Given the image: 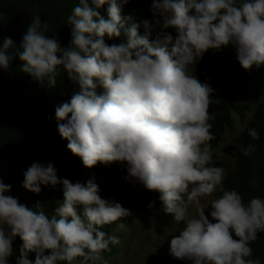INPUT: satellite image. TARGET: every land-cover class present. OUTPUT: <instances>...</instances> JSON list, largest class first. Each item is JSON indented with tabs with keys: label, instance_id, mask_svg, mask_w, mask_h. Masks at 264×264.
<instances>
[{
	"label": "clouds",
	"instance_id": "obj_1",
	"mask_svg": "<svg viewBox=\"0 0 264 264\" xmlns=\"http://www.w3.org/2000/svg\"><path fill=\"white\" fill-rule=\"evenodd\" d=\"M129 0H79L67 24L71 41L62 47L46 33L50 25L33 16L17 47L11 37L0 46V68L18 56L21 71L52 88L61 67L79 85L70 102L55 109L60 136L67 148L91 168L98 162L126 166L125 179L159 193L163 211L185 227L170 241V255L193 264H260L248 259L258 233H264V199L247 204L240 193L225 190V169L209 166L215 114L209 113L214 89L195 75L203 55L231 45L245 70L264 65V0H152L153 16L176 37L158 33L150 41L153 22L122 15ZM105 4L107 19L98 11ZM159 24V20L156 21ZM123 34L126 42L106 43ZM169 45L171 48L169 49ZM97 89H103L98 93ZM248 135L259 139L256 129ZM245 156L255 150L241 146ZM22 186L35 194L41 186L63 185V201L49 219L5 195L10 185L0 180V264H9L17 237L22 241L16 264H100L103 252L120 239L105 225L132 215L116 201L102 199L98 186L59 179L53 163H32ZM217 191L208 219L203 208L188 218L189 209ZM150 202L148 207H154ZM82 208V213L78 212ZM125 228L117 225V231ZM235 237V238H234ZM106 264V262H105Z\"/></svg>",
	"mask_w": 264,
	"mask_h": 264
},
{
	"label": "trees",
	"instance_id": "obj_2",
	"mask_svg": "<svg viewBox=\"0 0 264 264\" xmlns=\"http://www.w3.org/2000/svg\"><path fill=\"white\" fill-rule=\"evenodd\" d=\"M144 3L153 18L151 11L152 0H136ZM79 0H0V7L6 19L12 24H23L25 29L30 26L33 16L39 15L41 22H47L50 27L46 33L49 38L59 40L62 47H68L71 41V26L67 24V17L72 9L78 5ZM89 5L94 7L89 0ZM107 7L105 4L98 11L107 19ZM122 15L132 16L125 8H122ZM134 21L140 24L138 33L143 36L145 29L141 22L134 16ZM106 43L120 44L126 42V37L108 39ZM149 40L155 38L149 36ZM21 40H14V44L19 47ZM3 41L0 40V46ZM237 61L236 55L224 62L223 69L226 71L227 79L224 82H232L237 76L240 83L249 82L255 77L249 73L251 68L245 70ZM22 62L16 56L7 69L0 68V180L5 185H10V190L5 195L12 196L22 205L51 219L55 215V208L60 203H55L51 192L54 187L42 185V191L35 194L26 190L22 184L24 172L32 163L47 164L53 163L57 170V176L61 179L60 166L69 165V169H84L82 159L73 154L68 148V141L62 138L58 132V125L55 118V109L65 102H70L71 97L77 93L79 85L70 80L67 71L62 67L60 75L56 78L55 87H48L40 84L29 74L21 71ZM228 70V71H227ZM219 91L213 98L211 111L215 114V124L222 130L230 120V111L234 109L240 113L238 106L234 104L232 90ZM101 93L103 89H97ZM262 119V118H261ZM254 128L259 133V139L254 140L248 135V130ZM243 147L255 145L258 148L264 147V124H253L244 132L241 139ZM95 166H101L97 163ZM88 168V167H87ZM258 176L259 185L254 187L252 179ZM57 184L56 186H59ZM55 186V187H56ZM143 186L137 184L136 190ZM225 190H237L243 198L245 204L253 197L264 199V156L258 159L255 169L251 163V157L245 156L240 149L237 155L236 166L231 171L225 182ZM134 193V191H133ZM222 195V194H221ZM22 241L16 238L13 244L14 254L9 259V264H16L19 256V249ZM253 249L252 256L248 259L259 260L264 264V233H258L256 241L250 243ZM28 259L35 260V253L30 252Z\"/></svg>",
	"mask_w": 264,
	"mask_h": 264
},
{
	"label": "rangeland",
	"instance_id": "obj_3",
	"mask_svg": "<svg viewBox=\"0 0 264 264\" xmlns=\"http://www.w3.org/2000/svg\"><path fill=\"white\" fill-rule=\"evenodd\" d=\"M236 2L240 4L243 0H236ZM123 8L139 22L144 19L153 22L151 37L156 38L157 34L161 32L171 34L173 38L176 37V30L172 27L163 28L162 17H151L144 3L129 0V3L124 5ZM157 20H159V24L156 23ZM26 31L23 24L10 23L0 7V40L3 41L4 38L11 37L13 41H19ZM170 48L171 45H169ZM232 55H236V53L231 45L222 48L219 52L209 50L195 66V75L198 79L209 83L214 89L212 100L223 88H225L224 90H232L231 95L234 96V104L238 106L240 111L239 114L234 109L230 111V120L222 130L217 128L215 120L210 121L212 124L211 133L214 139L209 142L213 157L209 166L225 169L223 188H225L227 177L236 166L238 152L243 146L241 139L244 132L253 124H264V65L260 67L253 65L252 69L249 70L251 71L249 73H253L255 80L250 79L249 82L240 83L239 78L236 76L232 82L226 84L223 77L226 80L229 78H227L226 74L228 72L226 73L223 69V65ZM211 105L209 113L213 114ZM251 146L255 150L249 157H251V163L253 169H255L258 159L264 156V147ZM99 164H101L99 167L93 166L84 169H69L70 164H66L60 166L58 170L61 173V180L67 178L73 183L81 182L83 184H87L91 180L98 186L99 195L102 199L114 200L132 213L128 217L121 218L120 221L103 227L102 230L109 235L118 236L120 243L110 245L111 251L102 253L103 261L100 264H105V262L106 264H193L191 260H180L170 255V241L172 238L179 236L185 224L184 222H175L172 214H166L163 211L159 193L146 190L144 187L135 191L137 184L125 179L127 176L126 166L119 162ZM252 184L254 187H258V176L253 177ZM221 194L217 191L212 196L202 198L199 206H193L189 209L188 218L196 216L198 208H203L208 219L215 222L210 216V203ZM51 196L55 203H61L63 201V185L60 184L54 187ZM153 201L155 202L154 207L149 208V203ZM77 210L82 213V208ZM119 223H124L125 228L117 231ZM59 264H66V262H59ZM73 264H80V258L74 261Z\"/></svg>",
	"mask_w": 264,
	"mask_h": 264
}]
</instances>
